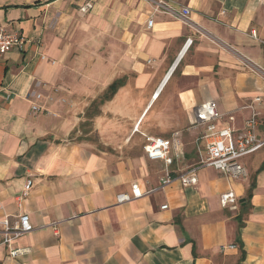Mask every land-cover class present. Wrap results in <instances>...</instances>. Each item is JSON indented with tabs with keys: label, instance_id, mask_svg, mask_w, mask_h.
<instances>
[{
	"label": "crops",
	"instance_id": "obj_1",
	"mask_svg": "<svg viewBox=\"0 0 264 264\" xmlns=\"http://www.w3.org/2000/svg\"><path fill=\"white\" fill-rule=\"evenodd\" d=\"M0 27L25 39L0 58V220L34 226L0 264H264V149L247 179L205 167L153 192L167 172L144 149L179 131L172 174L195 165L208 101L241 127L261 97L264 134V0H0Z\"/></svg>",
	"mask_w": 264,
	"mask_h": 264
},
{
	"label": "built area",
	"instance_id": "obj_2",
	"mask_svg": "<svg viewBox=\"0 0 264 264\" xmlns=\"http://www.w3.org/2000/svg\"><path fill=\"white\" fill-rule=\"evenodd\" d=\"M87 5L84 9H88ZM189 9L184 8L183 14H189ZM154 23L149 19L148 25L151 27ZM251 35L257 37L256 30L251 31ZM25 43L23 36L10 31L5 27H0V58L9 53L16 47H22ZM192 43L191 38H187L184 47ZM263 49H264V40ZM42 93L35 94V101L32 102L34 111L47 110L41 103ZM262 101L261 97H256L249 105L251 115L244 120L241 127L236 125V116L233 113L224 114L218 110L213 101L204 102L194 107L196 117L195 124L205 125V131L198 141H202L199 146V161L183 171L172 174V167L182 151V142L180 132L177 131L172 136L166 138L162 136L144 135L145 153L150 160H162L166 168V177L162 180L161 186L152 189L159 190L166 185L178 179L183 186H195L199 182L198 172L205 167H212L221 171L225 176L231 179H247L249 176L245 159L264 149V134L261 133V111L257 103ZM203 146V148H202ZM32 186L29 180L26 184L25 195L28 194ZM143 195L138 183L132 185V195L119 194L118 202L129 201L133 198H139ZM221 201L224 206H230L232 209L239 207V199L233 191L225 192L221 195ZM167 205H163L165 209ZM34 229L28 213H22L18 216L16 222H12L9 216L0 220V244L9 249L10 257H18L28 252L26 248L15 247V241L22 235L31 232ZM235 247L234 245L230 246Z\"/></svg>",
	"mask_w": 264,
	"mask_h": 264
},
{
	"label": "trees",
	"instance_id": "obj_3",
	"mask_svg": "<svg viewBox=\"0 0 264 264\" xmlns=\"http://www.w3.org/2000/svg\"><path fill=\"white\" fill-rule=\"evenodd\" d=\"M123 83H124L123 79H118V80L114 81L109 86L108 93L106 94L105 98L110 99L115 94V92L119 89V87L123 85ZM103 101L104 100H102L101 102H103Z\"/></svg>",
	"mask_w": 264,
	"mask_h": 264
}]
</instances>
